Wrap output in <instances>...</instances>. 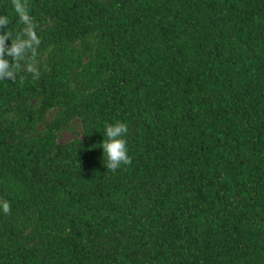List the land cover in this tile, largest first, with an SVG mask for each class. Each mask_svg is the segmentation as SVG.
<instances>
[{
    "label": "trees",
    "instance_id": "1",
    "mask_svg": "<svg viewBox=\"0 0 264 264\" xmlns=\"http://www.w3.org/2000/svg\"><path fill=\"white\" fill-rule=\"evenodd\" d=\"M18 10L39 75L0 80V264H264V0H0L9 29Z\"/></svg>",
    "mask_w": 264,
    "mask_h": 264
},
{
    "label": "clouds",
    "instance_id": "2",
    "mask_svg": "<svg viewBox=\"0 0 264 264\" xmlns=\"http://www.w3.org/2000/svg\"><path fill=\"white\" fill-rule=\"evenodd\" d=\"M19 30L9 29L11 23L6 15H0V80H14L21 67L28 73L39 75L37 62L41 38L35 20L27 11L17 12ZM6 41L10 42L6 44ZM11 62H10V59ZM102 150L106 157L104 164L108 170L116 171L131 162L127 146L128 125L123 121L109 123L103 128ZM8 211V205L3 206Z\"/></svg>",
    "mask_w": 264,
    "mask_h": 264
},
{
    "label": "rangeland",
    "instance_id": "3",
    "mask_svg": "<svg viewBox=\"0 0 264 264\" xmlns=\"http://www.w3.org/2000/svg\"><path fill=\"white\" fill-rule=\"evenodd\" d=\"M79 128H77L78 130ZM74 138V134L71 132H64L62 133L60 139H59V143L63 144V143H67L69 141H71Z\"/></svg>",
    "mask_w": 264,
    "mask_h": 264
}]
</instances>
